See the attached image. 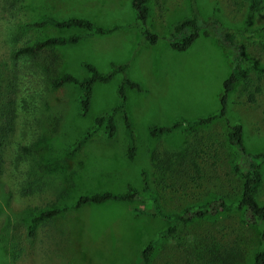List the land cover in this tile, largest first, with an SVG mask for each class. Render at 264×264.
Listing matches in <instances>:
<instances>
[{
    "label": "rangeland",
    "instance_id": "rangeland-1",
    "mask_svg": "<svg viewBox=\"0 0 264 264\" xmlns=\"http://www.w3.org/2000/svg\"><path fill=\"white\" fill-rule=\"evenodd\" d=\"M203 18L216 17L231 31L246 19L248 0H195ZM264 3V0H263ZM150 44L141 34L130 0H0V264H130L159 231L174 226L154 248L147 264H253L260 247V227L241 211H218L188 223L147 214L141 199L73 207L81 194L139 190L142 173L166 212H181L213 198L235 202L240 177L233 169L235 149L227 140L229 125L239 122L245 149L264 151V74L249 69L228 95L226 113L215 122L152 135L151 126L193 120L220 109L222 82L229 73L226 56L211 37L200 35L185 50H174L171 25L191 14L190 0H149ZM43 15L55 19L87 17L121 26L107 34L84 29L35 26ZM264 25V8L249 24ZM79 34L75 43L48 46L36 55L20 49L49 37ZM253 37H239L248 63L264 64V47ZM84 63L107 72L127 63L108 82H95L88 112L79 107V88L55 87L64 73L89 75ZM115 133L96 129L79 148L73 143L91 130L95 117L119 101ZM253 94L254 101L248 96ZM126 116L134 136V157H127ZM203 151V152H201ZM201 153V159L197 156ZM201 164L192 179V162ZM256 198L264 203V164ZM60 213L36 223L33 216L55 208Z\"/></svg>",
    "mask_w": 264,
    "mask_h": 264
},
{
    "label": "trees",
    "instance_id": "trees-1",
    "mask_svg": "<svg viewBox=\"0 0 264 264\" xmlns=\"http://www.w3.org/2000/svg\"><path fill=\"white\" fill-rule=\"evenodd\" d=\"M191 2V14L184 16L171 25L167 41L174 50H185L191 46L194 40L200 36H207L214 39L218 46L224 52L228 65L229 73L222 82L220 94V109L206 117H198L193 120H175L165 126H151L149 131L152 135L157 133H167L177 129L191 130L194 127L208 125L219 118L224 117L228 102V95L234 89L235 85L241 82L247 75L249 69H255L264 74V64L257 62L248 63L245 58V46L238 42L239 37H253L256 33H264V25L253 30L249 29L250 21L253 15L264 8L263 0H248L247 16L243 26L236 31H231L222 24L216 17L203 18L197 10L195 0ZM130 6L134 10L136 21L140 24L141 34L148 43L154 44L158 35L147 25L150 6L149 0H130ZM35 26H44L46 24L61 29L79 28L95 34H107L117 30L121 25L114 23L104 25L93 22L87 17H68L64 19H55L48 15H43ZM80 38L79 34H70L67 36L49 37L43 41L36 42L31 46L24 47L17 51L18 54L36 55L42 52L48 46L75 43ZM264 47V39H258ZM127 63L111 64L107 72H100L90 64L84 63V67L89 71V75L83 78H77L70 73H64L52 81L53 86L58 87L63 84H73L79 88V109L82 114L88 112L91 103L92 88L95 82H108L115 74L124 72ZM125 86L140 89L139 84L123 78L117 88L119 101L115 107L104 111L95 117L94 124L90 131L80 136L70 147L71 150L77 149L85 141L87 136L91 135L96 129L102 128L107 137H112L115 133L114 116L116 111H123L125 102ZM248 101L253 102V94H249ZM125 122V133L127 135V157L133 158L135 145L134 136L130 124L123 114ZM227 140L235 149L233 159V169L240 177V195L235 202H228L223 198H213L208 202L184 208L181 212H166L161 207L157 195L150 188L145 173H142V186L139 190L131 185L126 186L124 192L115 193L111 191H102L94 194H81L77 197L73 207L78 208L85 205H100L109 201H130L141 199L145 202L143 208H133L132 214H147L174 223H188L194 219H201L208 215H213L218 211H241L245 214L246 222L252 227H260L259 239L260 247L253 254V264H264V203H260L256 198V192L261 185L262 172L261 165L264 164V151L248 152L245 149L242 139V126L239 122L229 125ZM203 152V151H201ZM201 159V153H197ZM200 162H192V179L197 178L201 173ZM65 207L55 208L42 212L31 218L33 223L42 219L52 217ZM175 230L174 226L163 228L157 236L143 244L140 250L139 259L130 264H147L150 261L151 254L155 246L169 233Z\"/></svg>",
    "mask_w": 264,
    "mask_h": 264
}]
</instances>
